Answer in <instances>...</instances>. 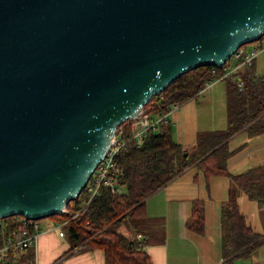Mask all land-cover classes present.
Segmentation results:
<instances>
[{
  "label": "water",
  "instance_id": "obj_1",
  "mask_svg": "<svg viewBox=\"0 0 264 264\" xmlns=\"http://www.w3.org/2000/svg\"><path fill=\"white\" fill-rule=\"evenodd\" d=\"M264 34V0H0V218L64 212L116 128Z\"/></svg>",
  "mask_w": 264,
  "mask_h": 264
},
{
  "label": "trees",
  "instance_id": "obj_2",
  "mask_svg": "<svg viewBox=\"0 0 264 264\" xmlns=\"http://www.w3.org/2000/svg\"><path fill=\"white\" fill-rule=\"evenodd\" d=\"M228 60L221 66L201 65L189 69L172 80L143 106L149 113L166 112L172 103H183L193 97L206 80L219 77ZM244 80L240 90L237 77ZM226 83L227 125L223 129L204 130L197 133L191 144L176 142L172 137L169 120L159 121L149 129L139 146L121 152L117 162L122 169L119 179L123 187L120 194L103 187L88 206H80L83 191L66 205V211L51 217L66 224L71 241L70 251L99 248L104 253V264H151L145 245L153 234L146 213V198L189 166H196L204 176L213 174L229 177L228 197L220 205L222 222V247L228 260L247 255L264 235L255 232L240 210L238 193L245 192L251 199L264 205V164H255L244 171L231 173L227 167L230 155L242 148L241 143L230 148V137L246 131L249 136L264 133V81L254 75V65H243L224 77ZM127 120L118 125L124 126ZM75 214V215H74ZM74 215V216H73ZM21 214L9 215L0 221V246L10 232L18 231ZM185 225L197 232L204 227V202L193 199ZM146 235L138 239L136 233ZM259 235V238H254ZM0 264H35V251L29 246L20 253H8Z\"/></svg>",
  "mask_w": 264,
  "mask_h": 264
},
{
  "label": "crops",
  "instance_id": "obj_3",
  "mask_svg": "<svg viewBox=\"0 0 264 264\" xmlns=\"http://www.w3.org/2000/svg\"><path fill=\"white\" fill-rule=\"evenodd\" d=\"M254 71L264 81V49L256 57ZM167 118L172 125L173 139L182 144L193 143L200 131L225 128V79H215L211 87L200 89L171 111ZM241 132L244 131L233 134L230 139ZM258 135L247 134L243 142L245 145L228 157L227 167L231 173L246 170L253 161L254 153L264 152V138L259 140ZM243 151L244 155H238ZM228 187V176L213 174L206 177L196 166H189L152 192L145 201L148 228L153 233L151 241L145 245L150 263L255 264L261 261L264 264V241L249 254L235 256L232 260L224 254L220 205L228 197ZM196 198L204 202V227L201 232L185 225L192 200ZM59 231L63 233L59 234ZM142 237L146 235L142 234ZM71 244L65 223L45 219L39 223L37 238L32 244L35 264H104L102 249H79L80 244L68 251ZM253 252L255 255L252 256Z\"/></svg>",
  "mask_w": 264,
  "mask_h": 264
},
{
  "label": "built area",
  "instance_id": "obj_4",
  "mask_svg": "<svg viewBox=\"0 0 264 264\" xmlns=\"http://www.w3.org/2000/svg\"><path fill=\"white\" fill-rule=\"evenodd\" d=\"M263 49L264 34L256 40L240 45L230 56L231 60L229 58L228 66L224 72L217 78L206 80L202 88L211 87L215 79L231 75L240 66L254 65L256 57ZM254 75L256 76L255 71ZM235 82L238 88L242 90L244 87L243 78L238 76ZM178 106L179 103H172L166 112L156 114H151L142 109L136 116L127 119V123L124 126L116 128L105 156L95 167L82 190L83 196L79 199L80 206H88L97 197L103 187L108 188L116 194L123 192V187L119 182L122 169L117 162V157L128 148L141 145L147 131L153 128L159 121L168 120V114ZM64 211H66V208ZM19 221L22 227L18 231L13 230L10 232L7 239L0 246V259L4 258L8 253H20L35 243L37 230L39 229L38 220L23 216ZM58 223L60 224L61 222ZM62 233L63 231H59V234ZM136 237L140 239L142 234L138 232L136 233Z\"/></svg>",
  "mask_w": 264,
  "mask_h": 264
},
{
  "label": "rangeland",
  "instance_id": "obj_5",
  "mask_svg": "<svg viewBox=\"0 0 264 264\" xmlns=\"http://www.w3.org/2000/svg\"><path fill=\"white\" fill-rule=\"evenodd\" d=\"M231 60V57H230ZM231 62V61H230ZM233 63V62H231ZM241 67V66H240ZM154 114V113H152ZM247 137L246 131L239 133L237 136L233 137L232 139L229 140V146L230 148H235L239 146V144L243 143ZM264 138V133H259L258 139L260 140L261 138ZM241 149V148H240ZM243 152H240L238 155H244ZM264 152L262 153L261 151L255 152L254 155L252 156V162L250 163V166H253L255 164H260L264 163ZM263 160V161H262ZM231 169V167H230ZM235 169V168H233ZM232 170V169H231ZM244 170V169H242ZM238 172V171H234ZM233 172V173H234ZM240 172V171H239ZM81 194V193H80ZM237 201L240 207V210L242 213L245 214L246 220L248 224H250L255 232L258 234L264 235V205H260L256 200L251 199L245 192H240L238 193ZM49 219L54 220L51 217H44V218H39L37 219L38 222L41 224L44 222V220ZM259 238V235H255L254 238ZM255 255V252L252 253V256ZM255 264H263L261 261L256 262Z\"/></svg>",
  "mask_w": 264,
  "mask_h": 264
}]
</instances>
